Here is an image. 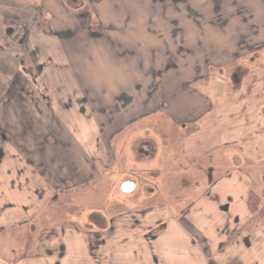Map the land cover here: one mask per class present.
Returning <instances> with one entry per match:
<instances>
[{
  "label": "rangeland",
  "instance_id": "obj_1",
  "mask_svg": "<svg viewBox=\"0 0 264 264\" xmlns=\"http://www.w3.org/2000/svg\"><path fill=\"white\" fill-rule=\"evenodd\" d=\"M53 1L54 4L45 6V12L41 8L37 12L26 11L27 8L21 6L17 12L0 9V131L7 137V142H0L4 154L0 161V201L15 202V210L21 206L19 201L32 204L36 212V195L29 188L36 189L34 182L40 181L43 171L57 179L73 174L74 167L61 171L64 164L80 162L83 172L88 174L89 169L81 158L97 151L101 162L110 164L108 170L105 166L97 167V175L102 179L93 181L84 192L71 189L69 199L58 194L42 207L33 223L37 233L28 249L22 241L20 244L16 241L15 246L6 241L0 243L3 246L0 262L17 264L19 256L24 254L36 260L42 257L36 240L43 237L45 241V231L53 224H64L67 219L64 215L79 216L80 205L99 201L96 190L102 196L99 203L107 200L113 210L125 206L117 203L120 194L117 185L121 182L128 180L137 185L124 197L133 201H142L148 195L146 184L155 185L159 193L154 200L167 202L174 214L184 217L196 199L207 196L203 191L221 180L236 185L233 191L226 188L229 196H242L246 207H239L242 216L237 218L235 227L231 224L236 231L227 245L232 249L225 257L237 258L233 263L227 262L264 264V81L258 82L257 87L243 97L258 105L239 107L235 103L240 101L232 99L242 98L240 95L250 86L241 87L238 97L237 86L229 82L231 70L228 68L224 81H218V76L212 73L208 86H202L206 81L200 82L190 91L186 89L170 101L161 102V109L151 113L155 101L148 99L146 83L150 80L144 75L138 52L144 30L157 32L165 16L170 17L165 14L166 8L157 2L156 9L160 6L163 10L160 16L156 10L153 12L152 0H134V3L132 0ZM34 4L37 7L38 3ZM14 12L19 16L20 26L14 24ZM37 15L45 20L37 19L32 24ZM10 27L17 34L11 39V48L4 52L8 40L3 32ZM259 54L264 57V48ZM97 58L127 69L126 81L117 85L118 92L110 98H106V88L97 91L85 79L84 69L95 64ZM214 100L226 105L219 113L206 109ZM199 101L205 107L197 108L192 115H203V137L188 139L191 130L196 129V121H190L187 105ZM142 113H146L145 117H136ZM170 113L174 122L187 123L185 129L173 127L167 117ZM105 145H108L107 150ZM30 152L34 153L28 160L33 163L31 171L35 176L21 194L13 191L18 186L16 182L24 183L21 176L18 175L17 180L15 174L20 169L26 170L25 174L30 172L26 161H21L26 159L25 153ZM38 162L43 170L37 167ZM150 162L160 169L158 176L144 171ZM101 181L117 186L109 198L107 188L99 187L103 184ZM113 194L116 195L111 196ZM149 202L153 200L146 204ZM12 209L9 207L8 211ZM18 237L24 240L26 236L18 233ZM66 253L65 258L54 260L53 264L77 263L72 254L69 256V250L66 249ZM55 256L59 258L56 253Z\"/></svg>",
  "mask_w": 264,
  "mask_h": 264
},
{
  "label": "crops",
  "instance_id": "obj_2",
  "mask_svg": "<svg viewBox=\"0 0 264 264\" xmlns=\"http://www.w3.org/2000/svg\"><path fill=\"white\" fill-rule=\"evenodd\" d=\"M12 1L0 0V9L2 11L9 9L12 12H17L21 6L27 8L26 11L31 10L37 12V10L41 8L42 12H45V6H50L55 3L53 0L51 2L46 0H24L25 2H23V0ZM133 1L134 0H132L131 3H134ZM34 2L38 3L37 7ZM102 2L106 3L108 0ZM197 2H199V0H197ZM27 3H29L31 7H28ZM157 7V5L154 6L155 10L161 16V12L159 11L160 8L156 9ZM165 14L170 15V17L165 16L164 20L158 25L157 32L154 31V33H149L145 29L141 36L142 46L140 52H138V58H141L140 60L144 65L145 76L148 69H153L156 74H160V79L163 84H175V86L173 85L174 87L165 86V91H168L169 88L173 87V89H177L180 84H184L191 80L195 74L194 66L198 64L199 66H203L202 60L207 59L210 68L223 67L226 71L233 65L236 54L240 53V46L244 41L242 35H247L249 23L243 24L233 18L229 20L227 24H221L220 20L216 23L199 22L200 24H196L193 21H181L177 26H173L171 23L172 17L170 11H166ZM13 15L16 16L18 14L14 12L12 16ZM32 15H35V12H33ZM18 19L19 16H17V20ZM20 19L26 20L24 17ZM37 19L40 20L41 17L39 18L38 15L37 17L34 16L32 24L35 23ZM41 20H45V18ZM257 26L262 29L261 23L257 24ZM174 30L177 31V34L176 32L173 34ZM137 34H140L139 30ZM253 41L254 40L251 42ZM258 41H260L259 38L257 42ZM245 43L250 44L249 36L245 40ZM177 50L193 52V57H195L194 60L193 58H187L186 55L183 56L184 58H182L181 55L180 57ZM179 57L181 60L176 67H173L171 65L172 58ZM249 83V78H246L241 87L244 88V86L249 85ZM255 87H257V85ZM239 92L241 91L239 90L236 92L238 97ZM243 95L244 94L240 96H242V98L246 97ZM242 98L232 100H240V102L235 103V105L239 107H243V105H258L255 101ZM225 106L226 105H223L222 108H225ZM187 107L189 111L193 113L196 112L197 108H204L205 106L203 102L199 101L189 103ZM202 117L203 115L195 120L196 129L191 130L188 139L195 138L199 140L203 137L201 128L203 129L205 121L201 119ZM186 151L188 152L189 150ZM198 153L201 155V150L198 151ZM149 164L150 166L148 168L145 166L146 170L144 171L158 176L160 169H158L157 166L154 167L153 162ZM97 179L102 178L101 176H97ZM220 181L221 180L212 184V187L209 188V195L205 197L201 196L196 199L197 201L192 209L184 214V217L174 214L172 206L167 202L154 200L159 193L155 185L146 184L148 195L143 197L142 201H133L130 197L124 198L127 194L120 191L119 187L122 184L121 182L117 185L120 191L117 203H124L125 206L113 210L110 208L112 204H108L107 200L104 203H99L102 200V196H100V191L97 192L96 190L99 201L80 205L81 211L79 216H72V220L76 223L78 222L81 227L89 224L87 216L90 213L97 216L99 219L98 223L93 224L91 222L99 238L97 240L98 242L95 243L96 248L93 249L92 252H89L85 235L82 232L65 231L64 243L66 249L70 251L69 256L72 254V259L77 262L75 264H86L85 262L90 261L92 263L89 264L233 263L237 257L235 258L234 255H231L229 258L225 257L229 249H232L228 248L227 245L230 243V239H233L231 237L235 236L236 231L235 228H231V224L233 225L232 227H235L238 222L237 218L242 216L239 207L243 206V209H246V207L245 201L243 203L241 198L242 196H240V198L238 196H229V190L233 191L232 188H235L236 185L233 186V183L226 184ZM102 183L103 184H100L99 187L107 188V197L109 198L108 195L113 192L112 189H117V186H113V183L108 185L109 181ZM135 186L137 185L135 184ZM86 188L89 187L80 188L79 191L82 190L84 192ZM218 192H220V194H216ZM151 194L154 195L153 199H149ZM115 195L113 194L111 196ZM149 200H153V202L146 204V201ZM9 202L14 203L16 206V203L9 199L0 201V243L6 241L9 245L15 246L16 242L14 236L18 235L16 231L25 230L28 224L34 225L33 223L37 213L33 209L32 204L20 201V205L27 207V213H22L15 209L8 211L9 208L7 203ZM243 213L244 212H242V214ZM22 214L25 215L23 216ZM53 225L48 230L53 229L57 232L60 226ZM228 230L230 231L229 233ZM150 234L156 237L153 239L148 237ZM56 243L57 240L53 237L50 238L45 245H48L47 248L51 249L56 246ZM2 247L3 246L0 245V248ZM49 249L45 250V257L42 256L36 260L34 257L25 256L24 259L18 261L17 264H43V262L44 264H53L54 260H60V258L56 259L55 253L50 252ZM66 254L61 258H65ZM52 255L55 256V259H51L53 258ZM228 260L231 262H227ZM13 261L15 262V260ZM0 264L11 263L1 261Z\"/></svg>",
  "mask_w": 264,
  "mask_h": 264
},
{
  "label": "flooded vegetation",
  "instance_id": "obj_3",
  "mask_svg": "<svg viewBox=\"0 0 264 264\" xmlns=\"http://www.w3.org/2000/svg\"><path fill=\"white\" fill-rule=\"evenodd\" d=\"M149 1L150 2L153 1L154 3L153 6L151 5V7L157 5L158 2L160 5L164 6L163 8H166V11H167V6H169V11L172 17L171 23L173 26H177L178 23L181 21L184 22L193 21L196 24H200L199 22L216 23L218 20H220L221 24H227V22L229 20H232L233 18H235V20H238V22L240 23L242 22L243 24L249 23L248 32L246 33L247 35L245 36L242 35V39L244 41L242 40L243 42L240 46L241 48L240 53L236 54V58L233 65L229 67V69L231 70V73L228 74L231 75L229 82L235 84L237 86L236 88H238L239 90L244 80L246 78H249L250 87L246 90V92L243 95V96H247L253 91V88L257 85L258 82L264 81V57H261V55L259 54V52H261L262 49L264 48V37H263L264 0H207V1L199 0V2H197V0H152V1L149 0ZM159 8H160L159 11L163 12L160 6ZM150 9L152 10V8ZM153 11H155V9ZM12 17L14 19L16 18L15 19L16 23L14 24L20 26V24L17 21V16L13 15ZM259 23H261V27L263 28L262 33L261 31L258 30L259 27L257 26V24ZM175 32L177 34V31L175 30L173 31V34H175ZM3 34L5 35V38H7L8 40V42H6L5 44V48L3 49V51L8 52V50L11 48L12 45L11 39L12 37H14V34L16 35L17 33L13 31V27H10L8 29L5 28ZM248 36L250 37V44L248 43L249 45L245 43V40L247 39ZM258 38L260 39V41L257 42ZM252 40L254 41L251 42ZM177 53L179 56L181 55L182 58H184L183 57L184 55H186L187 58L188 57L193 58V60L195 58L193 57L194 53L191 51L177 50ZM180 57L174 59L172 58L171 65L173 67L177 66V64L181 60ZM201 62L203 63V66H199V64L194 66V73H195L194 77L191 80L187 81L186 83L180 84L177 89H173L175 84H173L174 86L171 84L168 85L163 84V82L160 79V74H156L153 71V69L151 70L148 69L146 74V79L150 80L149 82L146 83L148 90V99L150 100L154 99L155 101L152 103L153 110L151 111V113H155L157 110L161 109L162 107L161 102H164L166 100L170 101L171 97L175 96L176 94L186 89H189L188 91H190V88L198 85L200 82L206 81L204 84H202V86H204L205 84H207L206 86H208V81H209L208 79L210 75H212V73L218 76L217 77L218 81H222V80L224 81V77L227 72L226 69H224L223 67L210 68L207 59L202 60ZM165 86L166 87L173 86V87L169 88L168 91H165ZM156 102H159V104H157ZM222 103L225 102L222 101ZM223 105L225 104H219L214 100L213 102L208 103L206 105V109H208L209 111H212L214 109L213 112L219 113L222 110V109L220 110V108H222ZM170 109L172 111V107ZM145 115L146 113H142L136 117L143 118L145 117ZM172 116L173 115L171 113L167 115V117H169L173 122V127H180L185 129L187 123H185V121L174 122V117ZM188 117L190 121L193 119L191 122H195V120L198 119L200 116L192 115V112L189 111ZM14 134H17V132H14ZM2 141L7 142V137L5 136V133L0 131V142ZM18 144L21 146L23 145L22 143H18ZM105 147H106L105 149L107 150L108 145H105ZM37 154L41 155V153H37ZM3 155H4L3 149L0 148V161ZM25 155H26V159H23L21 161L22 162L26 161L25 165L27 168L30 169V172L29 173L27 172L25 174L24 172L26 170L24 169H20V171L18 170L16 171L17 174V175L15 174L16 179L18 175L21 176L20 178L21 180H23L25 184L16 182L18 186L16 190H13L15 192H19V193L21 192V194H23L22 193L23 187L24 186L29 187V182H31L33 177L35 176L34 171H31V167L33 166V163L32 161L28 160V157L33 158L34 153L33 152H30L29 154L25 153ZM81 160L84 161V164L89 169L88 174L83 172V165L80 162L75 164L66 163L64 164L65 166H63V169L61 171H63L65 168H67L70 171V168L72 169V167H74L73 174L71 173L69 175L59 176L56 179L54 177L51 178L50 173L46 174L45 171H43L40 174V181L38 180V182L37 181L34 182V184L36 185L35 187L36 189L32 190L30 186L29 188L30 192L36 195V200L38 205V208L36 209L37 214L39 213L40 210H42V207H44V205H47L49 202H51L54 198H57L59 195H61L64 199L67 200L69 199L68 193L69 191H71V189L79 190L80 188H85L86 186L91 184L93 181L97 179L98 176L96 171L97 167L103 168L102 166H105V170H108L110 164V163L104 164L103 162H101V160L98 158V151L93 154H90L88 157L83 156ZM62 161L63 162L65 161L64 157ZM36 165L37 167L43 170V166H41V162H38ZM81 174L83 175V177L81 176ZM52 176L54 175L52 174ZM64 192L65 195H62ZM205 194L209 195L210 194L209 190L206 191L205 189L203 191V195ZM7 206L8 208L9 207L13 209L17 208L14 204H8ZM26 208H27L26 206L21 205L19 206V211H21L22 213H27ZM22 215L24 216L25 214ZM64 216H66L67 219L64 224L60 225L59 233L55 232V230L53 229L46 230L45 241L43 240V237L39 241L36 240V243L38 242L39 245V249L37 250L39 251L41 250L43 256H45V250L49 249L45 244L50 238L55 237L57 240L56 246L49 250L52 253L58 254V257L61 258L66 254L64 236H65V231H68V232H76V233L82 232L85 235L88 250L89 252H92V250L96 248L95 243H97L98 242L97 240L99 239L97 232L93 229V226L91 225V222L93 224L98 223L99 219L97 218V216L95 214L90 213L87 216V220L89 224L82 227L72 220L71 215L67 214ZM16 233L26 236L24 240L22 238H19L17 234H16L17 236H14V238H15V242L19 241V244L21 241L25 243V248L28 249L31 246V244H33V238H34L33 236L34 234L37 233V230H35L34 225L28 224V226L25 227V230L23 231L19 230L16 231ZM148 237L153 239L156 236L150 234ZM25 256L26 254L19 256V261H22Z\"/></svg>",
  "mask_w": 264,
  "mask_h": 264
},
{
  "label": "clouds",
  "instance_id": "obj_4",
  "mask_svg": "<svg viewBox=\"0 0 264 264\" xmlns=\"http://www.w3.org/2000/svg\"><path fill=\"white\" fill-rule=\"evenodd\" d=\"M127 69L123 66L97 58L95 64H89L84 69L85 79L90 87L97 91L107 89L106 98L118 92V84H123L126 81Z\"/></svg>",
  "mask_w": 264,
  "mask_h": 264
},
{
  "label": "water",
  "instance_id": "obj_5",
  "mask_svg": "<svg viewBox=\"0 0 264 264\" xmlns=\"http://www.w3.org/2000/svg\"><path fill=\"white\" fill-rule=\"evenodd\" d=\"M134 189V185L131 182H124L120 185V191L123 193H129Z\"/></svg>",
  "mask_w": 264,
  "mask_h": 264
}]
</instances>
